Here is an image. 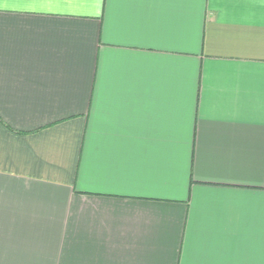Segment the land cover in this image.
Listing matches in <instances>:
<instances>
[{
    "label": "crops",
    "instance_id": "1",
    "mask_svg": "<svg viewBox=\"0 0 264 264\" xmlns=\"http://www.w3.org/2000/svg\"><path fill=\"white\" fill-rule=\"evenodd\" d=\"M0 264H264V0H0Z\"/></svg>",
    "mask_w": 264,
    "mask_h": 264
}]
</instances>
